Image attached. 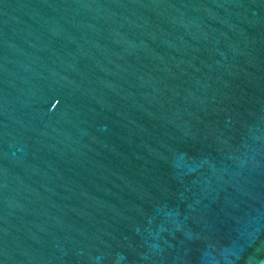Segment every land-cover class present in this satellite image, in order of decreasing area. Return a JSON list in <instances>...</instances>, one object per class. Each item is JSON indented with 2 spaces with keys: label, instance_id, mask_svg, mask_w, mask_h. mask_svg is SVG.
Segmentation results:
<instances>
[{
  "label": "water",
  "instance_id": "95a60500",
  "mask_svg": "<svg viewBox=\"0 0 264 264\" xmlns=\"http://www.w3.org/2000/svg\"><path fill=\"white\" fill-rule=\"evenodd\" d=\"M0 264H264V0H0Z\"/></svg>",
  "mask_w": 264,
  "mask_h": 264
}]
</instances>
